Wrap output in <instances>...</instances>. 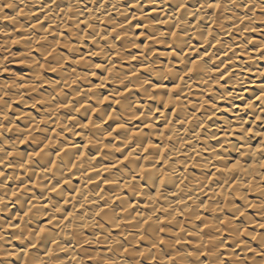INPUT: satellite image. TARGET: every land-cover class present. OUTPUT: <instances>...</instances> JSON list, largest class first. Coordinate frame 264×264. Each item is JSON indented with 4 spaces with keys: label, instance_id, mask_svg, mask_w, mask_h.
<instances>
[{
    "label": "clouds",
    "instance_id": "1",
    "mask_svg": "<svg viewBox=\"0 0 264 264\" xmlns=\"http://www.w3.org/2000/svg\"><path fill=\"white\" fill-rule=\"evenodd\" d=\"M130 17L145 21L149 43H136ZM133 48L139 52L126 55ZM117 57L139 67L118 68ZM262 63L264 0H0V264H264V83L254 99L236 103L245 99L238 90L264 77ZM225 75L232 78L221 84ZM132 92L140 95L126 98ZM77 174L114 191L81 188L95 207L76 214L84 205L63 185ZM153 189L158 200L149 199ZM140 195L151 213L120 226L133 213L122 218L113 199L128 210ZM202 204L211 214L203 225Z\"/></svg>",
    "mask_w": 264,
    "mask_h": 264
},
{
    "label": "bare ground",
    "instance_id": "2",
    "mask_svg": "<svg viewBox=\"0 0 264 264\" xmlns=\"http://www.w3.org/2000/svg\"><path fill=\"white\" fill-rule=\"evenodd\" d=\"M145 11L149 13L150 17H155L157 15V13L155 12H152L151 9L149 7H146L145 8ZM132 12H135V9L133 8L132 9ZM11 14V13H9ZM35 19V17L33 18ZM97 24H100L101 26L102 23L101 22H96ZM42 24L47 27L48 26V22L46 20L42 21ZM86 25V22H82L81 24V27H85ZM125 25L127 27H131L132 29V32L136 35L137 37V40H136V43L138 44H146V43H149V41H146L145 40V35L148 33V29L146 27H144L145 25V21L141 18H129L127 21H125ZM134 26V27H133ZM53 28L55 27L54 25L52 26ZM110 27V26H109ZM162 29H166L167 28V25H162L161 26ZM67 29L65 28L63 31H62V35H67ZM19 35V33H18ZM114 35V33H113ZM255 35L256 34H253L254 38H255ZM157 51H160V52H163L165 51L166 49L162 46V45H154L153 46ZM14 51H17V50H20V45H15L14 48H13ZM201 51H203V48L201 49ZM139 52V49H136V48H133V49H130L126 55H135L136 53ZM231 54L229 53V56ZM225 61L228 60V56H224L223 57ZM163 59V57H162ZM241 59H243V57H241ZM95 62H100L99 61V58H96V61ZM117 62V66L118 68L120 67H123V69L127 70L130 66H136V67H139V62L138 61H135V60H132V61H123V62H120L119 61V58L117 57L116 58V61ZM23 66L22 65H18V64H14L12 65V68L14 70H19L21 69ZM261 67H264V63L261 64ZM221 68L223 70V73H226L228 72V69L232 68V64L231 63H228L227 67H224L223 65H221ZM98 74L99 75H103L104 73L98 69L97 70ZM222 73H217V75H221ZM49 75H52V74H49ZM141 75H144L143 73H141ZM235 75V72L233 73V76ZM232 77H229L227 75L224 76V78L221 80V84H227L230 80H231ZM249 81H252V80H255V76L254 75H251L249 74V77H248ZM93 82H97L95 80V78H93ZM262 83H264V77H262L260 80H257L255 84H249L248 85V88L247 90H238V91H243V94H244V100H237L236 103L241 105V107L244 105V103L249 100V99H254V96L252 95V93L254 92H258V86L261 85ZM109 88L113 87L111 84L108 85ZM229 90L230 87H229ZM105 95L107 94V92L104 93ZM129 95H137L139 96L140 93L139 92H132V93H126L125 96L127 98V96ZM171 99V97H170ZM208 99H211V97H208ZM192 102H196V95L194 94L193 97H192ZM256 103H259V101H256ZM16 105H14L15 107ZM106 107L108 105H105ZM118 107V106H117ZM219 107L220 108H226V107H231V105L225 103V102H220L219 103ZM35 111V110H33ZM177 111V109H174L171 105L169 106L168 108V112L169 113H175ZM245 116L247 115V113L244 114ZM218 116L221 117V118H224V117H228V118H231L230 114L227 113V112H220L218 113ZM216 118L214 117L213 120H215ZM109 123L111 124L112 122L109 121ZM135 123L139 124L140 121H136ZM213 124V121H209V125H212ZM260 122L257 121V127L259 126ZM157 128L160 129V132L161 134H166V130L168 128V125L165 124L163 121H158L157 122ZM107 127V125H106ZM250 127V125H249ZM147 131V129H146ZM11 135V134H9ZM77 141H79V137L77 138ZM156 143H159L160 141L159 140H156L155 141ZM253 146L256 147L258 146V140H254L253 141ZM26 147V145H21V150H23L24 148ZM94 150H91L90 149V152H92ZM97 164H101V163H107V161H101L100 157H97ZM192 171H196L195 169H191ZM73 172H75V169H73ZM88 175L91 176V177H97V173L94 172V171H91L89 170L88 172ZM102 178L107 181V179L109 178V174L108 173H103V176ZM211 183V181H210ZM9 187H13V185L11 183H9ZM73 187L75 188V190H73ZM81 188H84V191L85 193H93V194H104V193H109L111 194L113 191H114V186L108 184V183H104V184H100L99 183V179H92V180H89L87 182V184L85 185V183L81 180L80 176L77 174V175H73L72 176V179H71V183L70 184H64L63 185V190L64 192L67 194L68 198L73 202L75 203L76 201H81V204L84 205V207H81L80 204H77V207L75 209V212L76 214H80L84 211L85 208H88V209H91L93 207H95V202H86L87 201V196H85L84 200H81V192H80V189ZM216 192L219 193L221 192L223 189L222 188H219L217 187L216 189ZM35 191V194L37 196H41L42 195V191L41 189L39 188H35L34 189ZM125 193H126V190H125ZM157 192L155 189H153L151 191V195L152 196H157ZM51 198L54 200V201H60V198L57 196L56 193H51ZM212 195V191H207L206 192V195L204 196V201L205 203H207L208 201V197H210ZM160 197V193L159 195L157 196V200L159 199ZM13 199H24L23 196H18V197H14ZM27 203V201H25ZM43 203H47V201H42ZM156 201H153V203H155ZM101 204H103L104 202L103 201H100ZM131 207L130 209L128 210H124L120 207H118L120 205V201L119 199H113L112 201V207L113 208H116L118 212H120V215L121 217H127L128 216V212L131 211L133 213V216L127 220V221H124L123 219H121V225L120 226H123L125 223L127 224H134L136 219H139V218H142L143 216H148L150 213H151V208H152V205L149 203V200L148 198H146L144 195H140V196H137L135 198H133L132 200L129 201ZM138 205V206H137ZM143 210L142 212L140 210ZM107 210V209H105ZM18 211H21L19 208H14L12 210L13 213H16ZM64 211L66 213L69 214V219L71 218V215H72V212H73V208H72V203H68V204H65L64 205ZM251 211V210H250ZM201 213H202V216L199 220H197V223L198 224H201L203 225V221H204V218H211V214L208 213L206 210H205V207L204 205L202 204L201 205ZM58 217L59 216H62L63 214L62 213H58L57 214ZM156 215L158 216H161V223H162V226H168L167 224V220L164 218V214L161 213L159 211V209H157V212H156ZM97 220H100V216L98 215L97 217ZM3 219L5 220H11L12 219V215L10 214H5L3 216ZM46 217L44 218V220L41 221V223H44L46 222ZM177 220H181L183 219V217L177 215L176 217ZM17 223H19V221H16ZM66 222V221H65ZM151 222V219H149V223ZM31 227V225H29ZM120 226H113L112 227V232H113V235H117L119 232H120ZM208 229H204V231H207ZM11 231V229H10ZM89 230H85V232L87 233ZM259 231H264V229H259ZM191 237H189V241H191ZM187 246H191V244H188ZM86 248H89V251H97V246L93 245L91 247H89L88 245H85ZM146 247V243L144 241H141L140 245H139V248H144ZM99 251L103 252V251H106V249L103 247V246H100L99 247ZM60 256L62 257H66V254L61 252L59 253ZM128 259H131V257H128ZM227 259V257H226ZM89 264H92L91 261H89Z\"/></svg>",
    "mask_w": 264,
    "mask_h": 264
},
{
    "label": "snow or ice",
    "instance_id": "3",
    "mask_svg": "<svg viewBox=\"0 0 264 264\" xmlns=\"http://www.w3.org/2000/svg\"><path fill=\"white\" fill-rule=\"evenodd\" d=\"M237 165H233L232 167L235 168ZM159 195V193H157V196ZM157 196H149V199H155L157 198Z\"/></svg>",
    "mask_w": 264,
    "mask_h": 264
}]
</instances>
